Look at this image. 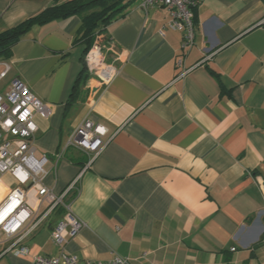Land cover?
Masks as SVG:
<instances>
[{
	"label": "crops",
	"instance_id": "obj_1",
	"mask_svg": "<svg viewBox=\"0 0 264 264\" xmlns=\"http://www.w3.org/2000/svg\"><path fill=\"white\" fill-rule=\"evenodd\" d=\"M56 3L0 0V33ZM194 14L184 53L165 8L133 3L102 33L118 69L109 85L88 70L83 79L78 16L34 26L0 60V96L20 80L52 109L36 118V156L49 158L55 194L79 179L67 199L85 227L65 246L79 264H264V0H205ZM85 120L107 130L93 159L65 149ZM16 186L0 174V203ZM27 202L38 214L48 208L32 192ZM64 214L58 207L22 242L26 256L11 251L19 236L0 232V264L58 257L51 234Z\"/></svg>",
	"mask_w": 264,
	"mask_h": 264
},
{
	"label": "built area",
	"instance_id": "obj_2",
	"mask_svg": "<svg viewBox=\"0 0 264 264\" xmlns=\"http://www.w3.org/2000/svg\"><path fill=\"white\" fill-rule=\"evenodd\" d=\"M141 9L165 8L170 15L167 29L183 32V51L188 53L195 42L194 11L205 0H138ZM264 26V18L259 23ZM104 36L97 33L94 43L85 56V65L90 75L101 85H109L118 75V69L109 64L103 44ZM113 51L112 46L107 49ZM183 65V60L178 61ZM52 109L49 105L37 99L32 91L20 80H14L10 90L0 96V174L9 173L15 179L17 186L9 192L0 203V232L11 237H18L17 243L11 249L17 256H26L29 248L22 242L35 232L45 219L58 207L65 214L52 231L53 243L61 248L58 257L36 256L33 264H79L75 256L68 255L65 246L67 239L75 238L85 227L73 212L71 202L67 199L73 191H78L76 180L61 195L55 194L45 185L49 176L46 165L49 158L36 156L35 135L38 131L36 118H50ZM107 130L90 120L83 121L69 136L65 147H74L89 153L96 158L106 145L103 141ZM62 154L55 155L56 162ZM92 162V160H91ZM264 189V186H263ZM35 193L48 208L42 214L31 209L27 202L29 193ZM86 264H91L87 262ZM97 264H131L130 259L116 256L106 263Z\"/></svg>",
	"mask_w": 264,
	"mask_h": 264
},
{
	"label": "trees",
	"instance_id": "obj_3",
	"mask_svg": "<svg viewBox=\"0 0 264 264\" xmlns=\"http://www.w3.org/2000/svg\"><path fill=\"white\" fill-rule=\"evenodd\" d=\"M52 6L39 15L25 21L16 28L0 33V60L11 56L13 47L34 27L49 22L78 16L82 19L81 41L88 47L83 57V79H88L85 56L93 45L97 33H104L106 28L138 0H68ZM195 13V11H194ZM194 25L197 26L194 16Z\"/></svg>",
	"mask_w": 264,
	"mask_h": 264
}]
</instances>
